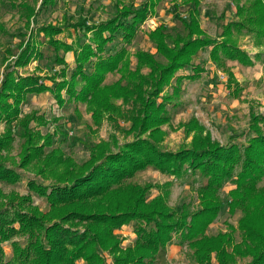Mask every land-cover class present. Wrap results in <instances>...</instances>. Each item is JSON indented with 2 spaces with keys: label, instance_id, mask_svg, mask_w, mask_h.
<instances>
[{
  "label": "trees",
  "instance_id": "obj_1",
  "mask_svg": "<svg viewBox=\"0 0 264 264\" xmlns=\"http://www.w3.org/2000/svg\"><path fill=\"white\" fill-rule=\"evenodd\" d=\"M31 1L38 6L36 9L26 2L11 5L22 12L26 27L39 9L56 3ZM170 1L181 31L171 35L163 24L157 25L148 34L155 52H135L134 65L126 47L140 25L155 14L161 0H143L137 7L115 0L114 15L96 24L87 23L80 16L70 22L64 15L62 24L36 27L34 35L42 34L55 53L62 50L74 55V67L67 78L66 60L56 53L54 61L62 68L48 76L52 86L43 83L35 73L20 74L10 70L11 63L5 66L0 82V181H15L14 167L30 169L35 176L49 181L28 182L29 190L44 197L49 209L39 210L29 203L28 196L15 193L6 195L3 203L0 201V264H106L104 252L112 264H165L167 246L174 238L179 245L188 247L194 264H210L212 257L216 264H232L245 258H249L246 264H264V185L257 187L264 177V130L254 121L249 130L252 135L242 147L232 140L222 145L202 136V127L193 118L191 125L197 126L199 135L190 146L171 151L160 145L163 132L159 126L168 116L163 104L157 103L161 90L168 86L172 93L162 95L164 101L178 104L181 81L197 79L203 71L192 59L205 48H209L208 58L226 75L225 87L232 92L234 86L229 85L234 84L235 77L227 61L252 63L238 44L244 34H250L255 47L264 44V0H231L233 18L225 21L223 12L217 16V37L200 28L201 0ZM180 4H189L186 16L179 12ZM70 28L78 34L74 42L54 39ZM4 30L0 23V31ZM23 42L20 41L22 48L14 56L13 67H23L40 55L29 38ZM9 55H13L10 49L5 50L4 61ZM184 69L191 73L178 74ZM108 74L118 78L106 82ZM260 78L264 81V74ZM62 91L68 101L86 105L94 125L103 119L129 120L127 133H134L132 140L121 145L114 141L93 144L88 160L80 164L58 147L45 153L52 143V134L41 135L29 125L32 121L45 125L47 120L35 111L20 117L19 105L27 95L50 92L58 106H62ZM117 100H121V105ZM16 128L22 140L17 161L9 155ZM147 167L178 177L188 171L198 175L199 207L190 212V203H183L177 212L168 206L166 186L171 182L160 186L164 194L146 201L152 184L138 185L127 179ZM227 179H233L236 185L228 192L230 200L226 205L230 213L238 209L242 213L237 221L242 237L238 242L230 224L226 231L213 235L206 232L224 204L219 189ZM248 210L255 215L245 214ZM130 222L136 238L131 245L121 247L122 239L114 231ZM17 235L21 239L12 240ZM5 241L10 242L9 257L1 249Z\"/></svg>",
  "mask_w": 264,
  "mask_h": 264
},
{
  "label": "rangeland",
  "instance_id": "obj_2",
  "mask_svg": "<svg viewBox=\"0 0 264 264\" xmlns=\"http://www.w3.org/2000/svg\"><path fill=\"white\" fill-rule=\"evenodd\" d=\"M115 0H56V3L47 8L39 9L35 17L31 18L30 26L26 27L22 12L16 9L12 4L17 5L20 2H26L29 6L38 7L31 0H0V23L4 27V32L0 31V82L2 73L6 65L10 64V70L14 69L20 74L35 73L40 76V80L48 86H52L53 82L48 76L57 74L62 65L55 63L54 50L46 43V38L42 34L34 35L36 27L51 24H62L65 15L70 22H75L80 16L85 18L87 23H98L112 17L115 13ZM143 0H123V3L133 7L139 6ZM39 3V2H38ZM179 12L186 16L189 4H180ZM233 5L231 0H201L199 6L200 28L205 34L217 37L220 28L217 26L216 18L220 13H224L225 21L233 18ZM163 24L166 32L171 35L181 31L179 22L174 17L172 3L170 0H161L158 4L155 14L147 18L139 27L132 42L127 45L129 51V59L131 65L136 63L135 52L147 51L154 53L155 48L152 46L149 38V31L153 30L157 25ZM36 34V33H35ZM78 34L71 28L57 34L56 38L64 43L74 42ZM35 47V52L40 55L32 57L30 61L23 67H13L14 59L18 53L20 41H27ZM81 40L84 37L80 35ZM23 42V43H24ZM22 43V42H21ZM239 47L248 54L250 64L242 65L236 60H228L227 65L234 74L235 81L232 92L226 87V75L208 58L209 48L197 52L193 57V64H199L203 67V71L197 79L181 81L182 93L176 98L178 104L165 102V95L172 93L171 87L165 86L160 92L158 104H163V110L167 114L168 119L164 124L159 126L163 132V138L160 145L171 151H175L182 146H190L197 133V126L191 125L194 119L198 125L202 127V136L208 137L211 143H219L225 145L231 142L242 147L246 140L252 135L249 130L253 128V122L264 130V81L260 78L264 74V44L255 47L253 38L250 34H244L238 39ZM10 49L9 58L4 61L5 50ZM112 49V47L110 48ZM58 55L63 56L66 60V76L69 77L74 67L73 52H63L60 50ZM259 54V55H257ZM12 70V71H14ZM144 70V69H143ZM190 69L178 71L180 75L190 74ZM118 78V75L108 74L105 81L111 82ZM173 83V82H172ZM237 92V95L234 93ZM164 97H163V96ZM62 96L65 103L58 106L53 95L50 92H42L39 94L27 95L26 99L19 105V116L35 111L38 115L42 114L47 120V124L39 126L35 121L30 122V129L38 131L41 135L52 134L51 144L45 148V153L51 149L60 148L65 156L72 158L76 164L83 163L89 158V149L93 144L102 143L104 141L121 145L132 140L134 133H127L131 123L129 120L117 119L115 122L103 119L101 123L92 124L91 115L86 110L85 104H77L68 101L64 91ZM121 105V100H117ZM165 106V107H164ZM126 107V106H125ZM75 109L77 111H75ZM255 125V126H256ZM199 126V127H200ZM3 131V123H0V133ZM149 131L145 133L147 135ZM21 139L18 136V128L14 130V140L9 153L10 156L18 160L17 153L20 149ZM112 149V147H111ZM5 154V152H3ZM16 172L15 181H0V191L2 197L0 201H6V195L15 193L19 196H28L29 203L37 206L39 210L46 211L49 209L47 200L29 190L28 182L36 181L37 183H48L49 181L42 176H35L30 169H20L14 167ZM130 183L143 185L145 183L152 184L146 197V201L151 200L159 194H164L160 186L167 184L169 194L166 203L177 212L181 210L183 203H190L188 208L193 212L199 207L196 188L200 184L198 175L191 174L190 171L181 176H174L161 173L158 170L147 167L137 171L132 177L127 179ZM233 179H227L222 182L219 189V195L223 201V205L218 215L208 225L206 232L216 234L219 231H226V225L234 226V240L236 242L242 239L237 226V221L242 213L240 209L230 213L226 205L230 196L227 195L230 190L235 188ZM264 185V177L258 183L257 187ZM227 201V202H226ZM248 215H255L254 211L248 210ZM244 214V216H245ZM258 215L256 222H259ZM17 226V224H15ZM82 228L81 226H78ZM133 222L123 224L115 233L120 236L121 247L131 245L136 236L133 232ZM21 239L18 235L12 240ZM3 253L9 257L11 255V246L9 241L1 243ZM106 264H112L110 256L102 253ZM249 258L237 260L232 264H246ZM79 261L78 263H80ZM210 264H216L212 257ZM165 264H194L189 257V249L187 246L179 245L177 238L167 246Z\"/></svg>",
  "mask_w": 264,
  "mask_h": 264
}]
</instances>
